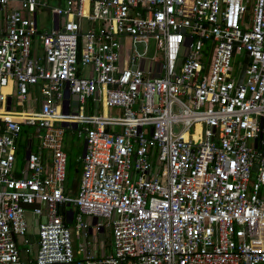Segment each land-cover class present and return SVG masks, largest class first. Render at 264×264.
I'll return each mask as SVG.
<instances>
[{
	"label": "built area",
	"instance_id": "2783aa9c",
	"mask_svg": "<svg viewBox=\"0 0 264 264\" xmlns=\"http://www.w3.org/2000/svg\"><path fill=\"white\" fill-rule=\"evenodd\" d=\"M53 1L0 0V264H264V0Z\"/></svg>",
	"mask_w": 264,
	"mask_h": 264
},
{
	"label": "rangeland",
	"instance_id": "374dc122",
	"mask_svg": "<svg viewBox=\"0 0 264 264\" xmlns=\"http://www.w3.org/2000/svg\"><path fill=\"white\" fill-rule=\"evenodd\" d=\"M43 1H46L48 6H54L55 5V1H53V0H43ZM40 19H43V17H40L39 15H37V23H38L37 28H38V30L40 32H43V30H49L50 26H51L50 18L44 17L45 21L43 22L42 26L40 25ZM83 21H85V20H83ZM82 30L84 31L85 28H82ZM152 53H153V51L150 49L149 54H152ZM241 60H242V55L239 57L235 56L233 58V62H236V61L239 62ZM14 95H15V91H14ZM12 105L17 110L24 108V105L20 104V103L13 102ZM21 105H23V107ZM108 112H110V111H108ZM22 127H23V129L24 128L27 129L28 132L32 134L33 146H34L37 143V136L33 132L34 128L33 127H24V126H22ZM63 143H64V151L66 153L65 178H64L63 183H64L65 189H66L69 197L74 198V196L76 195L77 181H78V177H79L78 176L79 174L75 173V168L79 167V163L77 162V160L75 158L81 152L82 139L80 137H77L76 135H73V134L71 136V132H69V130H65L64 134H63ZM21 148H22V146H21ZM22 155H23V152L21 150V152L19 153L17 160H16L17 167L20 166L22 163ZM26 220L30 221L31 217L28 215ZM68 227L70 229L71 249H72V252L74 255V259H79L82 257V252L80 251L79 247L84 245L87 250H90L91 249L90 243L92 241L90 240V237H88L86 239H82L81 236H79L77 234V232L73 231V228L70 224ZM29 230L34 232L35 231V224H32L30 226ZM101 241H103L104 252H107L110 249L109 236H107L106 233L102 234ZM34 249H35V245H34V243H32L31 247L29 249L30 255L33 253ZM97 251L99 252L100 250L98 249ZM20 256L23 259H25L26 254H25L24 250H21Z\"/></svg>",
	"mask_w": 264,
	"mask_h": 264
},
{
	"label": "crops",
	"instance_id": "0c3cea01",
	"mask_svg": "<svg viewBox=\"0 0 264 264\" xmlns=\"http://www.w3.org/2000/svg\"><path fill=\"white\" fill-rule=\"evenodd\" d=\"M46 2V1H45ZM10 87H6V88H4L3 90H2V93H9L8 95H6V97L7 98H9L10 99V104H11V106L13 107V102H15V103H18L17 101H16V97H15V95H14V90H12V91H10V89H9ZM37 99V93L35 92V91H31L29 94H28V96H27V98H26V100H25V102H22V103H20V104H23L24 105V108L23 109H29V108H36L37 107V105H38V101L36 100ZM23 105H21L22 107H23ZM72 134H73V132H71V136H72ZM74 135V134H73ZM28 137H31V133H25V132H20V136H19V138L17 139V145H21L22 146V152H24V148H25V145H26V139H28ZM82 139V138H81ZM30 144H32L33 145V136H32V138H31V142H30ZM83 145H84V143H83V139H82V148H83ZM82 148H81V152H82ZM81 152L76 156V160H77V162H78V156L81 154ZM22 158H23V155H22ZM17 159V158H16ZM22 164V163H21ZM30 216L31 217V220L30 221H28V224H29V228H30V226L32 225V224H34L33 223V221H32V216H31V214H30V212H29V210H26L25 211V216H26V218H27V216ZM30 222V223H29ZM29 228H28V234H29V238H30V240H33V238L35 237L34 236V232H32V231H30L29 230ZM92 242L90 243L91 245V249L90 250H87L86 248V250L87 251H89V252H91V253H93V254H101V253H104V245H103V241H101V238L100 239H92L91 240ZM100 250L99 252L97 251V250Z\"/></svg>",
	"mask_w": 264,
	"mask_h": 264
},
{
	"label": "water",
	"instance_id": "95a60500",
	"mask_svg": "<svg viewBox=\"0 0 264 264\" xmlns=\"http://www.w3.org/2000/svg\"><path fill=\"white\" fill-rule=\"evenodd\" d=\"M141 45V44H140ZM246 60H247V54H244L243 56V60H242V64L240 66V69H239V73H238V80H237V83L240 82L241 78H242V74H243V70H244V67H245V64H246ZM71 98L73 99L71 104L72 106L70 107V111L71 112H75L77 110V101H76V96L75 95H72ZM9 102V98H7V103ZM65 102H63V105H62V112L66 113V106H64ZM65 123H62V125H64ZM83 149H84V145H83V148H82V152H83ZM256 167V165H253L252 166V170H254Z\"/></svg>",
	"mask_w": 264,
	"mask_h": 264
},
{
	"label": "trees",
	"instance_id": "16d2710c",
	"mask_svg": "<svg viewBox=\"0 0 264 264\" xmlns=\"http://www.w3.org/2000/svg\"><path fill=\"white\" fill-rule=\"evenodd\" d=\"M24 127H27V126H24ZM21 132H25V133L27 134V133H28V130L25 129V128L23 129V127H22ZM26 141H27V139H26ZM21 150H22L21 145H17V149H16V158L18 157V155H19V153L21 152ZM16 160H17V159H16ZM78 163H79V162H78ZM79 172H80V166L75 168V173H78V174H79ZM78 176H79V175H78Z\"/></svg>",
	"mask_w": 264,
	"mask_h": 264
}]
</instances>
